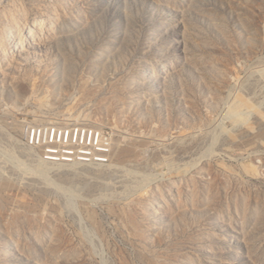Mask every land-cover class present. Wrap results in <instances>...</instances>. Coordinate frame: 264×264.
I'll list each match as a JSON object with an SVG mask.
<instances>
[{"label": "rangeland", "instance_id": "rangeland-1", "mask_svg": "<svg viewBox=\"0 0 264 264\" xmlns=\"http://www.w3.org/2000/svg\"><path fill=\"white\" fill-rule=\"evenodd\" d=\"M0 50V264H264V0H0Z\"/></svg>", "mask_w": 264, "mask_h": 264}, {"label": "built area", "instance_id": "built-area-1", "mask_svg": "<svg viewBox=\"0 0 264 264\" xmlns=\"http://www.w3.org/2000/svg\"><path fill=\"white\" fill-rule=\"evenodd\" d=\"M28 140L41 149L45 161L53 164L107 162L112 149L111 142L100 134L80 131H75L73 136V132L34 129Z\"/></svg>", "mask_w": 264, "mask_h": 264}, {"label": "bare ground", "instance_id": "bare-ground-1", "mask_svg": "<svg viewBox=\"0 0 264 264\" xmlns=\"http://www.w3.org/2000/svg\"><path fill=\"white\" fill-rule=\"evenodd\" d=\"M40 27H41V29H40ZM44 27H45L44 23L41 24L40 22H35L33 25L27 27L26 32L23 30L21 32H19V34L17 36H15L13 38V41H12L13 42V49H14L13 58L17 55V56L21 57V59H22L23 55H25L23 53L27 51V48L33 49V50H35L34 48L37 49L38 48L37 46L40 45V43L42 42V39L44 38V37H42L43 36L42 32L44 30ZM44 36H45V34H44ZM0 78L5 79L4 74ZM73 136H74V134H73ZM29 137H30V134H29ZM85 139H86V142H88V137H86ZM42 164H43V162H42ZM76 164H79V163H76Z\"/></svg>", "mask_w": 264, "mask_h": 264}]
</instances>
